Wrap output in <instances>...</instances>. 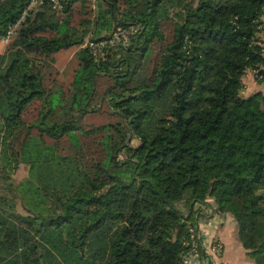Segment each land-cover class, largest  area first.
Masks as SVG:
<instances>
[{
	"label": "trees",
	"instance_id": "trees-1",
	"mask_svg": "<svg viewBox=\"0 0 264 264\" xmlns=\"http://www.w3.org/2000/svg\"><path fill=\"white\" fill-rule=\"evenodd\" d=\"M61 3L0 0V264H182L204 207L264 264V0Z\"/></svg>",
	"mask_w": 264,
	"mask_h": 264
},
{
	"label": "built area",
	"instance_id": "built-area-1",
	"mask_svg": "<svg viewBox=\"0 0 264 264\" xmlns=\"http://www.w3.org/2000/svg\"><path fill=\"white\" fill-rule=\"evenodd\" d=\"M43 2L50 3L54 8H61L62 6L61 0H31V5ZM21 20H23V18H21L16 23L11 24L7 32L3 35H0V46H7L11 37L16 32ZM139 30L140 26L132 25L127 29L116 32L114 37L109 41L112 43H118L120 41L126 43L129 38L131 36H135ZM107 42V40L95 41L88 38L86 39L85 44L88 45L95 54H99L103 52V46ZM209 227L213 230L217 226H214L213 221L209 220ZM190 230L192 232L190 248L184 255L182 264H215L217 256L221 253L222 243L217 241L215 237H211L210 232L208 231L207 237L204 238V236L198 232V226L196 228L191 227Z\"/></svg>",
	"mask_w": 264,
	"mask_h": 264
},
{
	"label": "crops",
	"instance_id": "crops-1",
	"mask_svg": "<svg viewBox=\"0 0 264 264\" xmlns=\"http://www.w3.org/2000/svg\"><path fill=\"white\" fill-rule=\"evenodd\" d=\"M264 38V35H263ZM5 46H0L1 49ZM244 93L251 95L254 92L261 91L264 93V81L260 82L256 79L253 71H248L244 76ZM212 199L210 203H212ZM211 217L219 219L220 226L212 230L210 236L218 237L223 246L222 253L216 258L215 264H255L254 261L247 255V250L242 245L239 238L237 223L235 218L230 213H218L214 208H210Z\"/></svg>",
	"mask_w": 264,
	"mask_h": 264
},
{
	"label": "rangeland",
	"instance_id": "rangeland-1",
	"mask_svg": "<svg viewBox=\"0 0 264 264\" xmlns=\"http://www.w3.org/2000/svg\"><path fill=\"white\" fill-rule=\"evenodd\" d=\"M3 51H4V48L1 49V52H3ZM31 110H32V113L35 115V113H36V112H34L35 111V108L32 107ZM87 142L89 143V146L91 145L90 148L88 149V151L90 152V155L94 156V157H91L90 159L97 160V159H103V158H105L104 157L105 156V152H104L103 146L101 147V145L98 143V137L96 138V137H91L90 136V138H89V140ZM27 173H28V167L24 163H22L17 168V170L15 172V178H16V180L19 181V180L23 179L27 175ZM177 205L182 210H185L186 211L188 209L187 206L184 203H182V202H178ZM198 207H199V204H196V208H198ZM204 208H206L204 214H201L200 216L198 215V217H197L196 227L198 226V232L201 235H203L204 238H206L207 237V231L208 232H211L212 231V229L209 227V220H212L213 221L214 226H218V225L220 226V223H219V219H213L211 217V214H210L211 213V210L209 208H207V207H204ZM18 209L20 211L23 210L22 204L20 202H18ZM211 237H215V236L212 235ZM216 239H217V241L221 242V240L218 237ZM221 248L223 250V246ZM222 250H221V253H222Z\"/></svg>",
	"mask_w": 264,
	"mask_h": 264
}]
</instances>
